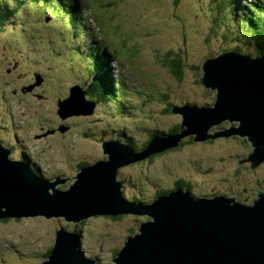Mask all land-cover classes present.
Segmentation results:
<instances>
[{
	"label": "rangeland",
	"instance_id": "obj_1",
	"mask_svg": "<svg viewBox=\"0 0 264 264\" xmlns=\"http://www.w3.org/2000/svg\"><path fill=\"white\" fill-rule=\"evenodd\" d=\"M79 2L83 26L68 24L64 10L57 13L34 0H0V133L6 143L16 133L13 157L24 153L45 178H69L60 185L65 190L81 168L107 159L104 140H120L144 150L157 135L167 137L172 130H180L182 116L171 112L174 106H211L216 92L199 80L205 59L227 50L258 55L254 42L241 29L237 32L239 19L252 12L250 0L233 5L228 0ZM105 47L108 68L99 67L92 74L90 69L97 66L75 67L80 54ZM174 59L182 60L181 78L173 72ZM107 71L113 81L123 79L128 99L119 100L107 83L109 76L106 85L111 93L97 91V81ZM40 75L46 82L38 81ZM32 76L42 86L30 96L21 93L17 98L9 93L16 83L25 85ZM93 81L95 100L86 99L97 103L94 113L62 119L58 103L73 87L91 88ZM233 125L238 123L226 122L214 130ZM178 145L119 170L128 200L152 202L159 199V193L169 194L184 184V189L197 196H235L252 205L259 189H264V163L253 171L250 164L238 167V158L252 152L246 138L206 144L188 136ZM147 221L149 217L134 214L95 216L78 224L44 216L0 220V264L42 263L62 227L80 231L87 257L99 264H114L128 237Z\"/></svg>",
	"mask_w": 264,
	"mask_h": 264
},
{
	"label": "water",
	"instance_id": "obj_2",
	"mask_svg": "<svg viewBox=\"0 0 264 264\" xmlns=\"http://www.w3.org/2000/svg\"><path fill=\"white\" fill-rule=\"evenodd\" d=\"M199 80L216 98L211 106H174L171 112L182 116L179 134L154 137L142 151L122 141H103L107 159L81 168L67 190L60 185L69 178L39 176L0 138V220L44 216L78 224L95 216L134 214L149 221L128 237L114 264H264V189L251 206L235 196L201 197L182 188L145 204L127 200L118 181L120 168L173 149L188 136L202 143L246 138L252 152L238 158L239 169L249 163L253 171L264 163V55L223 51L204 60ZM58 107L66 120L92 115L96 103L75 86ZM226 122L238 125L214 130ZM40 264L98 263L86 257L80 235L62 227Z\"/></svg>",
	"mask_w": 264,
	"mask_h": 264
},
{
	"label": "trees",
	"instance_id": "obj_3",
	"mask_svg": "<svg viewBox=\"0 0 264 264\" xmlns=\"http://www.w3.org/2000/svg\"><path fill=\"white\" fill-rule=\"evenodd\" d=\"M33 1V0H31ZM231 1L232 5L235 4L236 2L239 3L240 0H228V2ZM34 2L36 3H43L44 5H47L50 7V9L54 10L57 13H60L62 10H64L63 13V17L65 18V20L68 22V24L73 23V22H79L82 26V19L81 17V11H82V5L79 2V0H34ZM87 2V0H86ZM249 7L250 10L252 11L248 16H243L239 19V28L237 29V32L240 31V29L242 30V35H245L248 37V40L251 42H254V44L257 46V51L259 55H264V0H250L249 3ZM59 9V10H57ZM248 18V21L245 19ZM251 18V19H249ZM228 20L230 21L231 18L228 17ZM93 24L95 26L99 25V23H96L95 21L93 22ZM86 35V34H85ZM109 53L108 47H105L104 49L100 50L97 49V51L95 53H88V55L83 56L80 54L79 58H77L75 61L79 62L80 64L76 65L75 67L77 68L78 66H83V67H87L86 65L89 66H97L94 67L91 70L92 74H97L95 71H97V69H99V67H107L109 64V60L110 58L107 56ZM117 54L116 50L113 51L112 53ZM92 58V60H91ZM85 59H90L91 63L88 64H83L81 63L82 61H84ZM118 60V59H117ZM85 65V66H84ZM171 66L174 68L173 72L174 74L181 78V76L183 75V71H182V60L181 59H174L171 61ZM81 67V69L83 68ZM87 69V68H86ZM104 77H101L97 82H98V87L99 89L97 91H100V89H102V91H108L109 93H111L108 88H109V84L112 87V90L117 94L116 96L119 97V100L125 101L126 99L129 98L130 93L128 92V90L124 87V81L123 79L120 80L118 77L115 78V81H113L112 78V74L111 76H109L108 71L103 75ZM108 76L111 79V82H107L108 85H106V79L108 78ZM96 81H93L91 88H83L85 90L87 99H94L91 95H93V93H95L94 90V86H95ZM115 85V86H114ZM96 94V93H95ZM95 100V99H94ZM89 101H93V100H89ZM95 102V101H93ZM96 103V102H95ZM97 105V103H96ZM179 130V128H176L175 130H172L171 134L176 133ZM16 134V133H14ZM13 134V136L11 137L13 140L17 141V143L14 146V150L17 151V147L16 145L18 144V139H17V135L15 136ZM160 136V135H157ZM156 136V137H157ZM28 142L26 143V146H28ZM210 144V143H214L212 141H208L206 142V144ZM148 144V143H147ZM147 144L145 145V147L147 146ZM131 146L135 149H137L133 144H131ZM138 150V149H137ZM29 156V155H27ZM20 158H22L23 160L27 161L29 163V165L31 166V168L40 176L44 177L42 174V171L34 166V164L30 163L25 156L23 155V153L20 155ZM79 167V164H78ZM45 178V177H44ZM180 187L184 186V184H180ZM178 186V188H180ZM163 193H159L158 196L162 195ZM145 201H143L142 203H144ZM121 216H125V215H118L115 216L116 218H119ZM145 217V216H144ZM7 220V219H6ZM4 220V221H6ZM84 222V221H82ZM81 222V223H82ZM79 235H80V247L82 244V235L80 233V231H76ZM82 249V247H81ZM83 250V249H82ZM51 250H49V252L46 254V258L48 257V255L50 254ZM45 258V259H46Z\"/></svg>",
	"mask_w": 264,
	"mask_h": 264
},
{
	"label": "flooded vegetation",
	"instance_id": "obj_4",
	"mask_svg": "<svg viewBox=\"0 0 264 264\" xmlns=\"http://www.w3.org/2000/svg\"><path fill=\"white\" fill-rule=\"evenodd\" d=\"M9 74H12V72H8ZM37 75V74H36ZM35 75V76H36ZM41 76V75H40ZM41 78H43V76H41ZM44 79V78H43ZM46 79H44V81H45ZM28 83H25V85H23V84H19V83H16V86L13 88V89H11V90H8V91H10L9 93H12V95L14 96V97H17L18 98V96H15V95H20L21 93L23 94V96L25 97V96H30L29 94L30 93H33L34 92V90L40 85V86H42L40 83L38 84V85H36L37 83L35 82V79H34V76H32L31 78H29L28 79V81H27ZM46 82V81H45ZM3 84H6L5 82L3 83ZM7 85H10V83H7ZM39 86V87H40ZM73 87V86H72ZM31 88V90H29ZM4 91V90H3ZM66 92V91H65ZM70 92H71V89H70V91H69V93L66 95V96H61V97H63V99L65 100V99H67L68 97H69V95H70ZM62 101V100H61ZM69 132V131H68ZM0 137H1V139H2V141H3V143L5 144V146H7V147H9V148H12L13 149V151H14V146L13 145H15L16 143H17V141H15V140H13L12 138H9L8 139V141H7V143H6V141H5V138L3 137V135L0 133ZM232 138V137H231ZM224 139H227V138H220V139H217V140H214V141H212V142H214V143H217V142H220V141H222V140H224ZM246 165H248V164H246Z\"/></svg>",
	"mask_w": 264,
	"mask_h": 264
},
{
	"label": "bare ground",
	"instance_id": "obj_5",
	"mask_svg": "<svg viewBox=\"0 0 264 264\" xmlns=\"http://www.w3.org/2000/svg\"><path fill=\"white\" fill-rule=\"evenodd\" d=\"M261 190H262V189H261ZM255 199H256V198H255ZM255 199H254V200H255ZM246 205H247V204H246ZM252 205H253V204H252ZM248 206H251V205H248Z\"/></svg>",
	"mask_w": 264,
	"mask_h": 264
}]
</instances>
